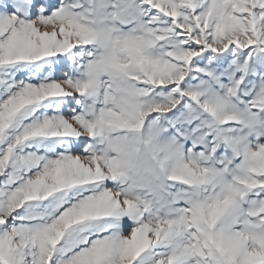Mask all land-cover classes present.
Here are the masks:
<instances>
[{"label":"snow or ice","instance_id":"1","mask_svg":"<svg viewBox=\"0 0 264 264\" xmlns=\"http://www.w3.org/2000/svg\"><path fill=\"white\" fill-rule=\"evenodd\" d=\"M0 264H264V0H0Z\"/></svg>","mask_w":264,"mask_h":264}]
</instances>
